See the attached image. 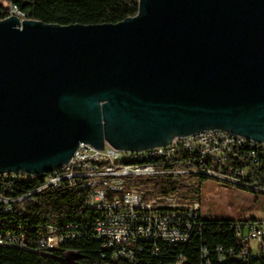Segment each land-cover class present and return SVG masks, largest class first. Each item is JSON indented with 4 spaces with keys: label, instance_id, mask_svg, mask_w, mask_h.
Masks as SVG:
<instances>
[{
    "label": "water",
    "instance_id": "95a60500",
    "mask_svg": "<svg viewBox=\"0 0 264 264\" xmlns=\"http://www.w3.org/2000/svg\"><path fill=\"white\" fill-rule=\"evenodd\" d=\"M116 22L0 19V173L79 141L138 149L223 128L264 141V0H138Z\"/></svg>",
    "mask_w": 264,
    "mask_h": 264
},
{
    "label": "built area",
    "instance_id": "2783aa9c",
    "mask_svg": "<svg viewBox=\"0 0 264 264\" xmlns=\"http://www.w3.org/2000/svg\"><path fill=\"white\" fill-rule=\"evenodd\" d=\"M10 14L20 19L26 17L14 4H11ZM180 155L195 162L205 160L192 171L242 187L257 188L248 180L250 171L264 172V141L216 127L176 135L173 142L138 149H113L105 142L103 149H98L89 142L79 141L63 164L37 173L44 174L38 188L56 187L63 179L72 183L75 179L87 178L83 183L90 186L87 205L95 210L92 236L101 241L102 247L110 249L112 256L136 262L145 244H151V251L157 254L160 243L178 244L202 233L201 206L196 198H189L179 190L146 194L136 180L164 170L185 171L163 166ZM17 172L22 171H4L0 175ZM23 173L27 176L35 174ZM72 226L67 232H61L57 224L42 223L39 243L51 247L64 237L80 235L82 231L76 225ZM231 227L243 244L238 250L216 245L215 249L220 250L219 260L223 259V253L248 259L264 251V216L238 218L232 221ZM17 238L10 231L0 232L1 244L24 246ZM199 247L201 264H211L207 245ZM182 262L183 256L179 255L163 264Z\"/></svg>",
    "mask_w": 264,
    "mask_h": 264
},
{
    "label": "trees",
    "instance_id": "16d2710c",
    "mask_svg": "<svg viewBox=\"0 0 264 264\" xmlns=\"http://www.w3.org/2000/svg\"><path fill=\"white\" fill-rule=\"evenodd\" d=\"M11 4L23 11L26 17L68 24L116 22L134 15L139 3L138 0H0V19L10 13ZM201 162L205 160L195 162L184 155L174 156L163 166L185 171L164 170L136 180L144 187L146 194L169 193L187 187L185 175L211 176L192 171ZM43 175L27 176L23 172L0 175V232L10 231L20 242H24V246L0 243V264H163L175 260L179 255L183 256L182 264H201V244L209 248L211 264H264V251L248 259L223 253V259L219 260L220 250L215 249L216 245L232 246L238 250L243 244L231 227L236 218L202 215L201 235H193L178 244L160 243L157 254L151 251V244H145L136 262L114 257L110 249L102 247L101 241L92 236L95 210L87 205L90 186L83 185L87 178L75 179L72 183L63 179L56 187L38 188ZM248 180L257 188L236 186L264 192V172L250 171ZM42 223L57 224L61 232H67V228L72 229V225H76L82 232L80 235L64 237L51 247L42 246L38 240Z\"/></svg>",
    "mask_w": 264,
    "mask_h": 264
},
{
    "label": "rangeland",
    "instance_id": "374dc122",
    "mask_svg": "<svg viewBox=\"0 0 264 264\" xmlns=\"http://www.w3.org/2000/svg\"><path fill=\"white\" fill-rule=\"evenodd\" d=\"M187 187L179 191L200 203V213L210 218L264 216V192L226 184L212 176L185 175ZM195 181V182H194Z\"/></svg>",
    "mask_w": 264,
    "mask_h": 264
}]
</instances>
